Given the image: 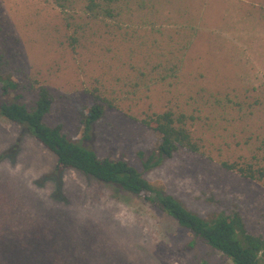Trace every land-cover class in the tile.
I'll use <instances>...</instances> for the list:
<instances>
[{
  "label": "rangeland",
  "instance_id": "1",
  "mask_svg": "<svg viewBox=\"0 0 264 264\" xmlns=\"http://www.w3.org/2000/svg\"><path fill=\"white\" fill-rule=\"evenodd\" d=\"M75 21L77 31L54 0H0V72L20 83V100L33 106L39 86L49 87L46 122L79 140L94 93L108 98L114 107L87 141L98 154L127 159L204 216L239 210L264 236V177L221 164L264 171V0H149L121 25ZM167 109L187 116L201 150L182 148L144 171L139 151L159 134L142 119ZM56 166L52 151L0 114V257L41 227L72 263L233 264L143 196L73 169L56 176Z\"/></svg>",
  "mask_w": 264,
  "mask_h": 264
},
{
  "label": "trees",
  "instance_id": "2",
  "mask_svg": "<svg viewBox=\"0 0 264 264\" xmlns=\"http://www.w3.org/2000/svg\"><path fill=\"white\" fill-rule=\"evenodd\" d=\"M149 0H54L61 9L69 28H82L76 24L77 17L88 20L115 22L121 25L123 16L137 4L145 8ZM77 31V30H76ZM77 41L78 37H74ZM1 65V63H0ZM20 83L10 72H0V114L33 134L47 149L57 156L56 171L60 176L63 170L73 169L94 178L143 196L153 206L172 216L180 225L188 228L196 237L202 238L213 248L227 255L233 264H262L264 236L251 232L241 211L230 213L221 211L204 216L192 209L163 186L150 182L143 171L127 159L103 156L97 153L87 141L93 138L95 124L105 115L108 107L114 104L99 93H94L90 107L82 113V137L70 138L64 125H50L45 116L55 104V97L49 87L40 85L38 97L33 106L21 101ZM143 123L159 134L156 147L139 151L144 171L152 170L180 149L199 152L200 144L193 138L187 127V116L167 109L153 112L142 119ZM222 166L235 170L250 179H262L264 171L254 164L246 165L224 160ZM42 228L33 230L27 240L13 239L16 244L9 249L14 254L0 257L4 264H79L72 263L68 257L61 256L52 249L48 236H42Z\"/></svg>",
  "mask_w": 264,
  "mask_h": 264
}]
</instances>
